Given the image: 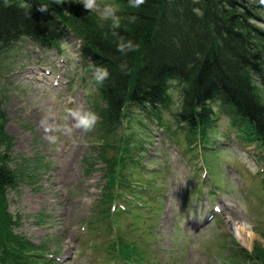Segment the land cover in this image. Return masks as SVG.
I'll return each mask as SVG.
<instances>
[{
    "label": "rangeland",
    "instance_id": "1",
    "mask_svg": "<svg viewBox=\"0 0 264 264\" xmlns=\"http://www.w3.org/2000/svg\"><path fill=\"white\" fill-rule=\"evenodd\" d=\"M61 6V14L79 12L104 28L79 0ZM81 43L75 35L49 48L21 39L0 53V159L13 175V187L5 198L0 195V218L11 217L0 232L3 247L7 236L29 241L37 264H50L40 260L49 254L52 264H135L120 259L119 238L130 243V252L136 243L154 250L137 264H247L244 253L264 252V147L258 153L244 142L218 104L208 139L179 128L176 81L168 86L165 107L129 115L108 140L97 83L92 72L81 70ZM262 86L257 89L264 103ZM79 104L98 114L95 129L50 145L39 124L42 115L49 107L63 114ZM114 154L121 157L127 195L124 203L117 201L124 212L116 215L106 214L99 194L101 187L111 190L103 158L112 161ZM252 164L260 171L253 174ZM131 181L142 184L135 193L128 192ZM233 223L249 227L251 239L240 241Z\"/></svg>",
    "mask_w": 264,
    "mask_h": 264
},
{
    "label": "trees",
    "instance_id": "2",
    "mask_svg": "<svg viewBox=\"0 0 264 264\" xmlns=\"http://www.w3.org/2000/svg\"><path fill=\"white\" fill-rule=\"evenodd\" d=\"M21 1L0 0V53L21 39L49 48L79 36L82 70L93 74L96 66H106L110 71L103 84H97L105 104L100 115L108 140L133 113L130 107L140 111L166 106L168 86L176 81L181 85V104L175 117L191 135L199 131L205 137L216 117L213 104H218L238 134L264 147V103L257 89L264 86V4L260 0H146L138 9L130 8L128 0H116L122 16L137 17L135 23L124 20L119 30L139 45L126 56L116 50L107 26L98 30L79 12L61 14L57 7L61 11L63 7L49 0ZM41 6L48 10L41 11ZM122 61L128 65L126 73L119 70ZM105 157L107 179L113 182L115 161L121 158ZM12 187V172L0 159V195L5 198ZM4 214L2 233L11 224V217ZM4 244L6 248L0 241V264H37L31 258L36 249L29 241L7 236ZM243 255L247 264H264V252ZM144 256L145 251L135 249L124 261L141 263Z\"/></svg>",
    "mask_w": 264,
    "mask_h": 264
},
{
    "label": "clouds",
    "instance_id": "3",
    "mask_svg": "<svg viewBox=\"0 0 264 264\" xmlns=\"http://www.w3.org/2000/svg\"><path fill=\"white\" fill-rule=\"evenodd\" d=\"M56 6H61L65 0H51ZM146 3V0H128V6L132 9H138ZM264 4V0H260ZM79 4L83 5V9L88 13H95L101 22V27L107 26V29L116 41V50L126 56L129 52H134L139 45L133 39L127 38L120 34V29L124 20L129 23H135L137 17L132 15L128 17L122 16L120 6L115 3H105L103 0H79ZM41 11H47V6H41ZM197 14L202 15L199 9H194ZM67 13V12H66ZM122 73H126L128 65L126 61H122L118 66ZM94 79L97 84L103 82L110 76V71L106 66H96L93 71ZM99 121L98 114L90 107L79 104L74 108H68L63 114H59L56 110L49 107L42 115L39 124L44 133V139L50 145H59L62 137H72L76 132L84 134L92 132ZM251 163V162H249ZM250 170L255 174L260 171L254 164Z\"/></svg>",
    "mask_w": 264,
    "mask_h": 264
},
{
    "label": "bare ground",
    "instance_id": "4",
    "mask_svg": "<svg viewBox=\"0 0 264 264\" xmlns=\"http://www.w3.org/2000/svg\"><path fill=\"white\" fill-rule=\"evenodd\" d=\"M233 230L240 241L246 242L251 239L252 232L246 225L232 224Z\"/></svg>",
    "mask_w": 264,
    "mask_h": 264
}]
</instances>
